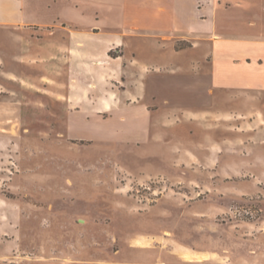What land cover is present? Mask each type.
<instances>
[{"label":"rangeland","instance_id":"1","mask_svg":"<svg viewBox=\"0 0 264 264\" xmlns=\"http://www.w3.org/2000/svg\"><path fill=\"white\" fill-rule=\"evenodd\" d=\"M112 11L121 14L120 6ZM192 13L186 9V17ZM215 18L209 13L197 26L210 31L215 23L225 40L250 41L246 49L264 55V32L234 36L224 26L229 18ZM261 23L257 29H264ZM118 35L104 41H120L126 58L164 65L151 72L147 96L137 104L119 102V85L111 80L107 88L85 87L78 77L65 89L68 101H58L50 79L36 80L45 68L34 57L19 65L0 55V66L30 77L21 86L0 75L7 86L0 93V264H264L263 115L206 118L203 128L180 123L174 136L204 135L198 158L197 150L156 142L160 114L233 110L243 96L215 84L206 56L216 44L211 35L200 34L195 49L171 35ZM239 75L264 81V67ZM106 89L116 92L108 101L99 96ZM251 92L252 108L264 111V88ZM235 131L236 142L250 147L232 149ZM211 135L219 143L213 150Z\"/></svg>","mask_w":264,"mask_h":264},{"label":"crops","instance_id":"2","mask_svg":"<svg viewBox=\"0 0 264 264\" xmlns=\"http://www.w3.org/2000/svg\"><path fill=\"white\" fill-rule=\"evenodd\" d=\"M117 6L121 8L119 16L112 11V8ZM187 8H191L193 12L189 18L186 17ZM232 8H237L236 15L241 16L240 18ZM209 13L213 14L214 18L217 14L229 18L224 26L226 31L234 36L239 32L245 36L252 33L251 36L259 37L264 32V29H257L262 26L264 19V0H0V29H3L4 33V51L0 52V55H9L10 59L19 65L28 64L29 58L34 57L36 63L45 68L36 80L45 85L46 82L41 79H50L52 97L58 101H68L65 89L74 84L78 77V80L85 81V87L103 85L108 80L115 82L120 89L117 93L118 97L120 96L119 102L131 105L146 98L148 77L151 72L161 70L164 65L154 60L143 61L136 56L126 58L124 45H120V41L116 39L115 43H106L104 36H117L118 33V36L146 34L156 39L171 35V41H189L192 44L190 48L195 49L201 46L200 34L211 35L210 38L216 44L206 56L214 63L211 71L215 84L217 87L240 90L238 96H243V105L221 112L172 110L160 114L161 120L155 134L156 142H161L169 149L179 146L178 148L186 153L187 150H197L195 156L198 158V150L202 149L199 148L200 140H204V135L200 139L190 140L176 134L174 136L172 129L179 128L180 123H188L187 120L196 121V127L203 128V119H217L220 116L224 118L227 117L225 115L232 114L236 117L241 111L244 116L257 113L262 114L264 118L262 108L256 111V108L251 106V90L263 89L264 81H253L239 75L241 69L258 70L264 67V55L246 49V45L252 44L250 41L225 40L226 38L221 37L219 25L215 28V23H211L210 31L199 28L197 23L206 21ZM233 14L235 18L231 21ZM110 23L117 24L118 27L112 26L111 30H108ZM33 28L40 31L36 37L29 33ZM116 28L122 31L118 32ZM222 44L224 47H221ZM119 47L121 48L118 49ZM161 47L166 48L165 45ZM248 58L252 61L248 62ZM226 66H229L230 72L226 70ZM167 68L169 67H165ZM0 73H4L0 75L10 84L22 86L23 82L30 79L27 74L21 73L18 67L9 68L6 64L0 66ZM46 85L48 86V83ZM1 86L7 87L0 82V93L3 91ZM232 93L235 95V92ZM115 94L116 92L108 94L107 90V93H101L99 96L101 100L108 101L111 100L110 96ZM167 129H170L171 134H168ZM236 132L232 135L237 134ZM242 133L247 135L248 131ZM255 133L257 132H249ZM235 137L234 135L228 139L232 142L233 150L250 147L246 143H237ZM210 138L212 142L208 147L213 150L219 143L213 135Z\"/></svg>","mask_w":264,"mask_h":264}]
</instances>
